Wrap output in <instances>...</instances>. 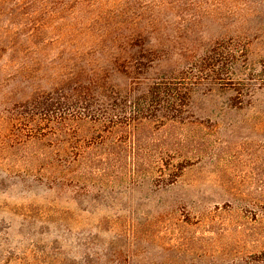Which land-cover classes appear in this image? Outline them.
<instances>
[{
  "label": "rangeland",
  "instance_id": "374dc122",
  "mask_svg": "<svg viewBox=\"0 0 264 264\" xmlns=\"http://www.w3.org/2000/svg\"><path fill=\"white\" fill-rule=\"evenodd\" d=\"M23 2L18 14L52 17L40 30L75 41L31 52L25 70L0 62V264H264V0ZM129 16L159 21L144 32L152 76L192 82L176 122L90 119L58 141L10 124L11 104L58 73L95 68L121 85L83 39Z\"/></svg>",
  "mask_w": 264,
  "mask_h": 264
},
{
  "label": "trees",
  "instance_id": "16d2710c",
  "mask_svg": "<svg viewBox=\"0 0 264 264\" xmlns=\"http://www.w3.org/2000/svg\"><path fill=\"white\" fill-rule=\"evenodd\" d=\"M24 3L23 0H0V53L7 56L6 60L1 61L0 54V62L5 69L25 70L31 52L43 58L48 56L46 46H55L60 41L69 44L75 41V32L71 30L59 34H55V28L46 32L40 30L53 26L52 17H46L41 22L18 14V8ZM158 25L159 21L144 25L141 18L129 16L108 19L105 28H97L95 34H90V30L83 42L91 45L93 52H100V49L107 52L105 54L114 65V72L123 79L121 85L109 82L106 73L103 75L95 68L87 71L85 67H80L78 71L58 73L48 88H35L29 96L11 104V111H8L10 124L36 140L49 137L58 141L63 136H71L67 132L71 131L72 122L90 119L104 126L109 124L128 128L142 120L163 124L166 123L164 120L176 122L188 106L189 85L192 82L187 76L174 72L152 76L150 70L154 68L156 56L152 57L155 53L144 43V32L151 28V33L155 34ZM26 28L32 31L26 33ZM67 35H71L72 39L66 40ZM78 43L81 45V42ZM136 47L141 50L136 51ZM208 60H212V57L205 55L202 59L203 62ZM208 71L215 72L210 65ZM197 77L193 75L192 78ZM111 98L114 100L108 103ZM109 108L117 111L109 114ZM66 144L67 150L69 145Z\"/></svg>",
  "mask_w": 264,
  "mask_h": 264
}]
</instances>
